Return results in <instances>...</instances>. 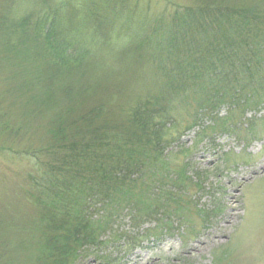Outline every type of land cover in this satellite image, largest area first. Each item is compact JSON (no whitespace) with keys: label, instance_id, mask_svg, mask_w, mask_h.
<instances>
[{"label":"trees","instance_id":"obj_1","mask_svg":"<svg viewBox=\"0 0 264 264\" xmlns=\"http://www.w3.org/2000/svg\"><path fill=\"white\" fill-rule=\"evenodd\" d=\"M252 1L197 0L192 7H165L159 18H150L129 0H59L56 11L53 7L45 12L39 20L44 28L37 26L33 38L41 49L40 62L47 66L60 65L59 59L63 63L61 48L69 53L72 49L52 39L53 27L66 30L78 17L96 32L79 12L73 11L75 17L68 22L58 17L61 9H77L78 4H84L86 16L111 25L126 39L150 50L149 59L166 60L159 68L165 80L160 99L129 107L108 100L89 110L71 103L57 110L44 126L46 142L22 151L17 148L23 143L20 137L28 132L27 125L12 122L5 107V96L13 88L0 95V140H8L7 149L15 159L29 161L21 191L37 213L31 229L36 227L46 235L40 244L45 258L55 251L60 262L66 263L84 250L103 246L104 234L126 212L140 223L161 214L167 220L192 214V203L177 194L196 184L195 179L188 178L187 166L172 169L170 149L185 130L196 125L202 112L211 114L224 106L250 107L264 100V0ZM6 22L0 24L3 29ZM3 40L5 54L15 51L12 37ZM14 92L27 94L29 89L23 86ZM39 98L36 94L30 98L35 107L31 121L55 104L50 94ZM179 104L194 109L184 129V124H174ZM32 133L31 129L28 134ZM8 227L15 230L13 222ZM2 249L0 244V264L11 263Z\"/></svg>","mask_w":264,"mask_h":264},{"label":"rangeland","instance_id":"obj_2","mask_svg":"<svg viewBox=\"0 0 264 264\" xmlns=\"http://www.w3.org/2000/svg\"><path fill=\"white\" fill-rule=\"evenodd\" d=\"M58 2L0 1V24L8 18L7 28L0 26V95L5 96L9 87L13 88L12 91L23 86L29 89L27 94L10 91L7 98L5 96V107L12 122H23L28 128V132L20 137L23 139L17 148L20 151L30 145L40 147L46 142L44 126L57 110L71 106V103L81 106L82 110H89L91 106L108 100L129 107L145 100L160 99L164 90L165 80L159 68L161 62H166L165 58L149 59L150 50L141 47L142 44L126 39L124 33L115 31L111 25L86 16L82 8L84 4L75 5L77 9H61L58 17L68 22L79 12L78 15L96 32H92L88 24L78 17L66 30L53 27L52 39L63 47L71 45V52L61 48L65 59L63 63L59 59L60 65L55 62V67L40 62L41 49L33 38L34 30L37 26L44 28V22L39 20L51 8L56 11ZM129 2L135 6L138 3L140 11L149 14L150 18H159L165 7L197 5V0ZM68 31L78 33L70 35ZM5 37L16 41L15 51L11 54H5L1 43ZM103 40L107 42L103 43ZM45 76L47 79L41 81ZM33 94L40 100L50 94L54 98L51 103L55 104L43 116H36L31 121V113L35 109L30 104ZM262 101L250 107L224 106L211 114L202 112L194 123L196 125L185 130L180 141L171 147L172 169L187 166L188 178L196 182L177 194L192 203V214L188 218L172 217L167 220L161 214L156 219L140 223L133 221L130 212H126L120 216L115 227L104 234L103 246L84 250L64 263L264 264ZM176 106L174 124L178 127L184 124V129L191 122L194 109L187 104ZM31 129L33 133L28 134ZM7 141L0 140V223L3 222L0 239L7 240L0 243L2 254L4 258L9 257V264H64L55 251L46 258L47 253H41V239L46 235L37 232L36 227L31 229L32 223L37 220V213L25 199L26 193L21 191L29 161L11 156ZM198 186L201 189L198 190ZM12 222V229L15 230L8 227ZM28 226L30 230H22V227ZM117 238L120 239L117 241ZM8 243L9 248L5 247ZM191 248L200 251L192 254Z\"/></svg>","mask_w":264,"mask_h":264},{"label":"bare ground","instance_id":"obj_3","mask_svg":"<svg viewBox=\"0 0 264 264\" xmlns=\"http://www.w3.org/2000/svg\"><path fill=\"white\" fill-rule=\"evenodd\" d=\"M262 171L264 172V166L262 167ZM215 239H217V238H215ZM190 251H191L192 254H195V253H199L200 250L191 248ZM135 264H138V263L136 262Z\"/></svg>","mask_w":264,"mask_h":264}]
</instances>
